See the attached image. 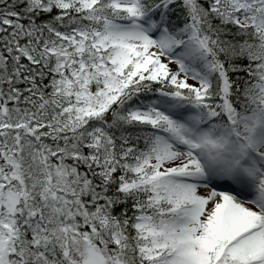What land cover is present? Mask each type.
Masks as SVG:
<instances>
[{"label":"snow or ice","instance_id":"6c2138e0","mask_svg":"<svg viewBox=\"0 0 264 264\" xmlns=\"http://www.w3.org/2000/svg\"><path fill=\"white\" fill-rule=\"evenodd\" d=\"M0 264H264V0H0Z\"/></svg>","mask_w":264,"mask_h":264}]
</instances>
